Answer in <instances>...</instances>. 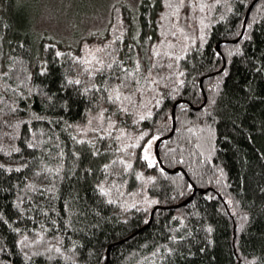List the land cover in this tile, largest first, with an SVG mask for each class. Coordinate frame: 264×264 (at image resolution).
<instances>
[{"label": "snow or ice", "instance_id": "1", "mask_svg": "<svg viewBox=\"0 0 264 264\" xmlns=\"http://www.w3.org/2000/svg\"><path fill=\"white\" fill-rule=\"evenodd\" d=\"M229 14L235 27L221 33L223 49L217 46L208 56L213 78L205 84L207 73H193L189 79L186 65L195 66V56L204 59L216 16L224 21ZM139 16L147 17L155 35H142ZM258 25L264 29V0H137L135 5L113 0L104 32L95 33L103 37L99 42L81 39L77 47L45 42L44 55L38 53L35 62L16 52L25 47L23 40L15 47L9 42V52H0V264H82L89 243L83 233L91 235L89 222L100 216V205L117 206L125 221L137 213L147 223L159 215L153 206L161 200L146 186L168 187L159 177L172 186L165 203L190 196L205 177L224 188L226 172L215 160L219 141L230 137L222 136L221 125L245 134L242 115L259 98L252 81L264 80V51L257 57L243 43ZM228 36L234 37L231 45ZM237 61L252 75L228 88L226 78ZM37 74L43 78L39 84ZM53 76L54 90L43 82ZM189 89L194 107L185 99ZM81 105L74 119L73 110ZM157 115L164 117L160 127H155ZM164 130L174 137H165ZM259 131L264 133V120ZM247 139H253L251 132ZM257 159L264 163V152ZM165 163H188V173L173 178ZM130 177L140 181L132 191ZM81 190L91 196L81 197ZM257 191L264 196V187L257 185ZM241 205L229 197L224 208L239 217L238 229L250 215ZM200 216L171 215L176 223L163 225L151 264H170L173 256L183 255L179 249L185 243L193 255L190 218ZM194 227L198 232L201 224ZM204 227L206 236L213 231L211 224ZM233 249L236 264H264V251L244 254L238 243Z\"/></svg>", "mask_w": 264, "mask_h": 264}, {"label": "trees", "instance_id": "2", "mask_svg": "<svg viewBox=\"0 0 264 264\" xmlns=\"http://www.w3.org/2000/svg\"><path fill=\"white\" fill-rule=\"evenodd\" d=\"M23 2V0H0V37L3 38L0 52H9V42L15 47L18 41L23 40L25 47L23 49L16 48V52L23 55L26 62H35L38 53L41 56L44 55L42 43L58 41L46 37L39 39L40 34L34 31V26L36 27L33 16L35 8L33 7L32 11H29ZM140 11L144 12L145 10L141 9ZM124 15L131 18L127 9L124 10ZM151 18L155 20L156 13H152ZM138 20L142 35L145 33L155 35V28H149L146 23V16H139ZM233 27H235V17L231 14L224 21L216 16V23L209 28L208 43L202 50L204 59L201 60L199 56H195L196 65L193 66L191 63L186 65L189 68V79L193 78V73H207V76L204 77L205 84L208 79L213 78L208 56L217 46L223 49L225 37H222L221 33H226ZM250 35L251 40L243 41V43L246 45L247 51L255 52L256 56L259 57L264 51V29L258 25ZM81 39L84 38L79 40ZM101 39L103 38L100 37ZM226 39L231 45L234 37L228 36ZM58 43L60 46L64 45L61 42ZM191 59L192 56L190 55L189 60L191 61ZM54 71L57 70L54 69ZM246 73H248L247 66L237 61L231 67V76L226 78V87L232 88L236 81L242 82ZM251 75L248 73V78H251ZM197 78L199 77L197 76ZM42 79L37 74L35 83H41ZM55 79L56 77L53 76L51 81L45 79L43 82L49 84L54 90ZM252 83L259 98L252 102L251 107L245 109L247 115H242L245 120L243 125L245 134L242 135L239 131L234 130L231 125L227 128L221 125L222 136H229L230 139L222 138L219 141L220 151L217 153L215 162L225 169V187L221 188L215 181L208 184V177H205L204 181L197 182L195 191L190 196L177 197L175 200L169 199L165 203L164 197L171 196L172 186L167 180L159 177L158 183L168 185V187L166 190L162 187L153 188L152 183L146 186L150 195L158 196L161 200L160 204L153 206L159 215L150 216L147 223H145L144 217L137 213L130 214L128 220L125 221L121 218V209L117 206L100 205V216L91 218L89 222L91 235L88 232L83 233L89 243L84 250L82 264H151L150 253L153 244L160 242L162 234L166 231L163 225L167 223L172 226L176 223L171 220L170 216L187 215L192 212L201 213L200 217L190 218L192 221L190 226L193 227L195 234V240H191L193 244L191 251L194 254H187V243H185L179 249L183 255L173 256L170 264H236L233 246L237 243L244 254L253 250L257 253L264 251V207H262L264 196L257 191V185L264 187V163L257 159V154L264 152V133L259 131L260 121L264 120V80L256 78ZM191 91L189 89V96L185 99H191L194 107L196 99L190 95ZM82 107L81 105L73 110L74 119L77 118L76 114L82 110ZM155 119L160 121V124L155 125V127L163 125V115H157ZM148 123L151 124L152 121H148ZM168 123L171 125L173 121ZM252 125H256V128L253 129ZM176 126H179L178 122ZM164 132L165 137H174L172 132L168 130H164ZM249 132L253 136L251 141L247 139ZM163 140L162 137L160 142L163 143ZM169 147H174V145L169 144ZM157 151L163 158V151L160 149ZM185 160L191 163L193 167L196 166V162L188 160L187 155H185ZM188 163L183 165L165 163L163 166L171 177L178 178L181 174L188 173ZM146 174H152L151 170H147ZM85 184V181H81L82 187ZM139 184L140 181H135L134 178L130 177L128 191H132ZM185 191L188 190L185 189ZM209 194L213 199H208ZM85 195L91 196V192L85 193L81 190L80 196L84 197ZM229 197L241 200V206L250 214L243 229L236 227L241 222L239 217L230 216L224 210ZM89 202L92 203V201ZM195 223L201 224L198 232L195 230ZM207 224L212 225L213 231L206 236L204 226ZM180 234L183 235V232ZM200 248H203L204 251L200 252ZM89 249L92 250L91 255L88 254Z\"/></svg>", "mask_w": 264, "mask_h": 264}, {"label": "rangeland", "instance_id": "3", "mask_svg": "<svg viewBox=\"0 0 264 264\" xmlns=\"http://www.w3.org/2000/svg\"><path fill=\"white\" fill-rule=\"evenodd\" d=\"M23 1L29 11L35 8L33 12L36 25L34 31L40 34L39 39L46 37L64 45L70 43L73 47H77L76 41L80 38L99 42L100 37L95 33L97 30L104 32L108 23V9L113 3V0ZM119 2L122 5H135L137 0H119ZM88 33H92V36H88Z\"/></svg>", "mask_w": 264, "mask_h": 264}]
</instances>
